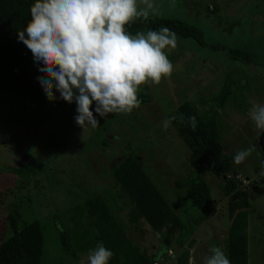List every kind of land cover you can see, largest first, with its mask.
I'll return each mask as SVG.
<instances>
[{"label":"rangeland","instance_id":"1","mask_svg":"<svg viewBox=\"0 0 264 264\" xmlns=\"http://www.w3.org/2000/svg\"><path fill=\"white\" fill-rule=\"evenodd\" d=\"M159 2L163 9L160 17L179 18L193 24L202 31L208 45L203 47L191 39H178V47L169 50L168 58L175 66L171 78L162 80L159 85H145L141 88V91L150 96V103L141 105L131 114H117L119 121L116 122L110 120L116 114H111L110 119L108 116L98 119L99 125L96 128L82 129L76 125L75 103L65 102L63 107L58 109L39 108L33 103L23 106L7 95L0 94V161L18 166L23 163V155L36 156L39 151L42 152L41 149H46L45 139L50 134L57 135L61 140V155L58 154V157L50 162L47 156L51 151L46 153L44 160L49 162L42 169L46 176L52 177V182L54 175L56 179L65 182L73 175L71 181L76 185L75 198L72 197V192L62 189L60 192H49V189L37 187L34 182L25 184V189L28 188L29 191L21 190V195L25 197L18 195L24 199L21 206L25 216L29 213L37 214L36 218H41L47 227V236L54 238L58 231L54 226L55 221L48 218L55 210L67 212L68 208L65 207L70 206L72 211L77 202L75 200L82 201L80 192L85 190L102 196H106L103 194L104 190L117 192L111 169L133 151L139 156V165L151 182L164 196L174 213L183 219L187 229L192 231L190 264H203V257L209 254L210 246H220L225 250L228 223L225 215L220 218V213L226 201L215 176L204 171L203 179L207 182L211 197L215 201V213L199 224L193 222L192 218L198 216V213L183 199L184 190L175 186V181H183L193 172L189 163L190 151L174 126L171 124L164 130L162 122L185 101L194 103L203 115L208 105H200L199 101L209 103L227 75L233 76L234 79L236 77L237 81L240 80V89L236 86L232 88L233 94L217 113L219 142L232 163L238 150L255 146L252 155L244 163H233L232 166L244 176L254 177L263 173L264 155L261 154L259 139L264 137V133L258 136L247 112L251 101L264 103V0ZM211 45L215 47L212 49ZM233 48H246L257 52L258 61L256 60L255 65L240 66L246 75L243 79H239L240 74L233 70L238 64H231L227 56L229 49ZM106 121L110 122L105 132L102 125ZM94 132L105 135L107 144H98L97 138L92 140ZM90 139L92 141H89ZM128 141L131 142V149L127 148ZM54 171L58 173L54 174ZM18 180L17 177L0 174V193L10 186L16 191ZM119 200L127 199L123 195ZM248 204L252 207L251 212L247 211L248 264H264V229H261L264 216V185L250 187ZM63 207L65 209H62ZM128 212V209H124L120 216L128 225V234H131L141 250L147 254H156L159 250L166 251L161 236L163 232L154 233L145 223H140L137 227L135 224H129ZM4 219V215H1L0 232ZM51 239L47 240L48 247ZM170 248L175 253L179 251L175 244ZM225 252L227 253L226 250ZM56 254L57 252H52V255ZM86 257L87 254L79 256L74 264H81L82 261L86 264ZM166 262L169 264L167 258L164 260V263Z\"/></svg>","mask_w":264,"mask_h":264},{"label":"trees","instance_id":"2","mask_svg":"<svg viewBox=\"0 0 264 264\" xmlns=\"http://www.w3.org/2000/svg\"><path fill=\"white\" fill-rule=\"evenodd\" d=\"M32 2L33 0H0V94L7 95L23 106H26V103H33L39 108L58 109L63 107L65 102L59 99V93H55L57 97L55 101L50 102L46 98L38 81L41 75L37 70L38 66L26 46L17 40V31L22 30L30 19L29 8ZM212 10L215 11L214 8ZM160 27H168L174 31L179 40L191 39L197 45L203 47L208 45L199 28L179 18L159 16L145 23L137 22L131 26L130 31L135 33ZM214 47L215 45H211L212 49ZM227 56L231 64H238L233 70L240 74L239 79L246 76L240 66L255 65L256 60L258 61L257 52L246 48L229 49ZM238 82L240 80L237 81L236 77L234 79L233 76L227 75L224 81H221V88L211 103L199 101L200 105L203 103L208 105L203 115L194 103L185 101L169 117L177 116L172 125L190 151L189 163L193 172L185 180L175 181V186L184 190L183 199L198 213V216L192 218L193 222L199 224L215 213V201L211 197L207 182L203 179L206 171L215 176L226 201L220 218L225 215L228 223L225 250L231 264H248L247 211H252L248 204V196L252 185H264V167L263 173L254 177L244 176L239 170H235L231 158L223 152L219 142L217 122L218 110L233 94L232 88L236 86L240 89ZM139 98L141 105L151 101L145 91L140 92ZM180 114L184 116L183 122L179 119ZM110 115L108 119L111 118ZM191 116H195L197 120L195 131L188 120ZM96 118L103 119L99 116ZM110 120L119 121V116L116 114ZM109 122H103L102 130L105 132L108 130ZM94 138L98 139L100 145L107 144L105 135L100 132H94L91 139ZM91 139L89 141H92ZM45 141L46 149H41L42 152L38 150L39 154L36 156L23 155V163L18 166L0 161V174L19 179L17 187L15 186L16 191L10 186L0 193V216L4 215L5 218L0 232V264H74L79 256L88 254V250L94 248L97 242H103L114 253L109 264H154L158 261V256L141 250L131 234H128V225L120 216L124 209L129 210L127 215L129 224H135L137 227L140 223H145L152 232H163L161 236L167 249L175 244L178 250H182L190 242L192 231L187 229L183 219L174 213L164 196L151 182L139 165V156L133 151L111 169L117 192L104 190L103 194L106 196L86 190L80 192L82 201L75 200L77 202L72 211L70 206L65 207L71 212L55 210L48 218L55 221L54 226L58 233L54 238L47 236V227L42 219L36 218L37 214L34 213L32 215L35 218L30 213L25 216V211L22 210L24 199L18 195L25 197L21 195V190L29 191L28 188L25 189V184L34 182L37 187L49 189V192H60L62 189L65 192H72L73 198L77 192L75 183L71 181L73 175L68 182L58 180L54 175L52 182V177L43 173L42 168L49 162L44 160L46 153L51 151L47 157L53 162L58 154L61 155L59 150L63 147V145L59 147V143L62 142L57 135L50 134ZM259 142L261 154L264 155V137L262 141L259 139ZM130 143L128 141V149H131ZM55 173L58 172L54 171ZM57 188L59 189L56 190ZM123 195L126 201L119 200ZM262 220L261 229L262 227L264 229V216ZM50 238L52 242L48 247L47 240ZM53 251L57 254L52 255Z\"/></svg>","mask_w":264,"mask_h":264},{"label":"clouds","instance_id":"3","mask_svg":"<svg viewBox=\"0 0 264 264\" xmlns=\"http://www.w3.org/2000/svg\"><path fill=\"white\" fill-rule=\"evenodd\" d=\"M29 11L30 19L17 31V40L36 62L46 98L55 101L59 93V99L75 103L74 120L82 129L96 128L97 116L131 114L141 106L143 86L159 85L175 71L168 58L169 50L179 43L174 31L168 27L130 31L137 22L162 15L159 0H33ZM247 115L258 136L264 133V103L251 101ZM176 119L175 115L165 119L163 129ZM179 119L183 122V114ZM188 120L195 131L196 117ZM254 150L255 146L238 150L233 163H244ZM183 249L163 250L155 254L156 262L167 264V258L169 264L176 263ZM170 250L174 258L168 255ZM208 253L203 264H231L220 246H210ZM113 255L103 242H97L88 250L86 264H109Z\"/></svg>","mask_w":264,"mask_h":264},{"label":"water","instance_id":"4","mask_svg":"<svg viewBox=\"0 0 264 264\" xmlns=\"http://www.w3.org/2000/svg\"><path fill=\"white\" fill-rule=\"evenodd\" d=\"M260 141H262V136ZM192 246V242H189L185 248L183 249V252L178 256L177 258V264H190L189 257H190V247Z\"/></svg>","mask_w":264,"mask_h":264},{"label":"built area","instance_id":"5","mask_svg":"<svg viewBox=\"0 0 264 264\" xmlns=\"http://www.w3.org/2000/svg\"><path fill=\"white\" fill-rule=\"evenodd\" d=\"M245 183V182H244ZM168 255L170 256V257H172V258H174L173 257V252L170 250V251H168ZM155 264H159L158 262H156Z\"/></svg>","mask_w":264,"mask_h":264},{"label":"crops","instance_id":"6","mask_svg":"<svg viewBox=\"0 0 264 264\" xmlns=\"http://www.w3.org/2000/svg\"><path fill=\"white\" fill-rule=\"evenodd\" d=\"M162 252H163V251H160V250H159V251H157L156 254L160 255V254H162Z\"/></svg>","mask_w":264,"mask_h":264}]
</instances>
